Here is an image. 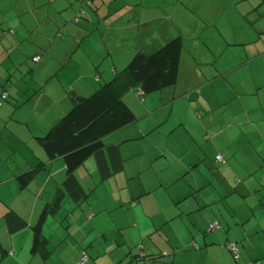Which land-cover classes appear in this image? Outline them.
Wrapping results in <instances>:
<instances>
[{
	"label": "crops",
	"instance_id": "1",
	"mask_svg": "<svg viewBox=\"0 0 264 264\" xmlns=\"http://www.w3.org/2000/svg\"><path fill=\"white\" fill-rule=\"evenodd\" d=\"M174 3L186 7L0 0V57L33 39L40 50L31 103L19 84L0 87L22 104L8 120L25 125L2 131L0 117V264H79L83 255V264H264V0H187L199 11V31L187 37L172 30L173 13H157ZM80 10L86 17L76 23ZM178 36L177 84L144 99L139 85L122 93L137 120L104 138L109 163L116 147L122 167L104 177L89 156L75 170L85 196L74 199L65 160H51L37 138L70 111L73 95L92 94L137 51ZM63 190L61 206L45 212Z\"/></svg>",
	"mask_w": 264,
	"mask_h": 264
},
{
	"label": "trees",
	"instance_id": "2",
	"mask_svg": "<svg viewBox=\"0 0 264 264\" xmlns=\"http://www.w3.org/2000/svg\"><path fill=\"white\" fill-rule=\"evenodd\" d=\"M85 17L84 11V16L76 23ZM182 50L183 40L178 36L153 52L137 51L126 68L117 72L111 81L102 83L88 96L73 95V106L70 111L44 136L37 138L51 160L59 157L65 160L67 168L65 186L74 199L81 200L85 196L75 170L89 156L96 155L100 172L104 177L122 167L116 147L108 149L112 163H109L104 151V138L107 135L137 120L134 112L123 100L122 93L134 85H139L145 96L147 93L177 84ZM39 59L40 56L34 57L35 61ZM3 93L7 94L5 98L2 97ZM144 96L139 97L144 99ZM9 98L10 92L3 89L0 92V106ZM64 195V190L58 191L55 201L45 212L56 211L61 206ZM40 223L34 229V248L40 242Z\"/></svg>",
	"mask_w": 264,
	"mask_h": 264
},
{
	"label": "rangeland",
	"instance_id": "3",
	"mask_svg": "<svg viewBox=\"0 0 264 264\" xmlns=\"http://www.w3.org/2000/svg\"><path fill=\"white\" fill-rule=\"evenodd\" d=\"M146 1L149 2V0H146ZM182 1H183V4H185L187 8L186 7L182 8V6L180 7L179 4L174 3V4H171L172 6H169V11L163 9V10H159L157 13L162 14L163 12H166V11L173 13L174 21H175V23L173 22L174 23L173 25L174 26L176 25L177 27H173L172 30H176V31L180 30L179 32H182L186 37L192 36L195 33H198L199 31V26H198L199 23L196 19L197 15H199V11L192 6L187 5V0H182ZM145 11L146 12L143 13V17H145L144 14L149 15L148 8H146ZM56 33H57V29H56V32H54V34ZM29 45H31L30 48H27V46L23 44L20 45L19 50L17 49L13 52L12 58H9L6 55L5 57L4 54L3 56L0 57V87L2 86V84L6 85V87H9L12 84H19L21 88L23 89L25 88L24 98H21V99H24L22 101L24 104L31 103L32 99L35 98V94H36L35 90L39 82L38 75L33 77V75L30 74L31 72L29 71L34 66V64H32V55H34L37 51H40V50L39 48H37L38 44L35 42L34 39L32 43H29ZM53 52L54 54L56 53L62 54L61 53L62 51H59V49L57 48V44L54 45ZM74 55L75 53L70 54L69 58H71V56H74ZM51 59L54 60L53 58ZM106 62H108L107 58H106ZM25 63L26 65H24ZM32 77L34 78V80L32 79ZM3 105H4L3 107L0 106V117L1 116L5 117V118H2V117L1 118L5 120L7 119V122L3 124V126L1 127V130L2 131H11L14 129L23 130V127L25 125L17 122L16 121L17 118L13 117L14 120L12 121H9L7 118V115L12 113L11 111H14V110H16L14 115H19L22 111L18 112L17 109H19V107L21 108L22 104H19L17 102L15 103V101L12 100V95H11L10 98L7 99ZM55 123H53L51 127H53ZM7 125H8V128L5 129ZM93 162H95L94 159H93Z\"/></svg>",
	"mask_w": 264,
	"mask_h": 264
},
{
	"label": "built area",
	"instance_id": "4",
	"mask_svg": "<svg viewBox=\"0 0 264 264\" xmlns=\"http://www.w3.org/2000/svg\"><path fill=\"white\" fill-rule=\"evenodd\" d=\"M84 16V11L80 10L78 13H77V16L75 17V21H79L82 17ZM37 59V58H36ZM137 94L138 96L142 97L144 96V91L141 87H139L137 89ZM6 93H3L2 94V97H6ZM217 159L221 160L222 159V155H217ZM218 226V222L215 221V222H212L211 223V228H216ZM229 248L231 249V252L232 254L234 255V257L237 259L239 257V248L236 246V244H233V243H230L229 244ZM87 259V255H83L82 259L79 261V264H83L84 261ZM250 264H261L260 262H251Z\"/></svg>",
	"mask_w": 264,
	"mask_h": 264
}]
</instances>
